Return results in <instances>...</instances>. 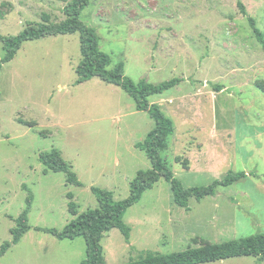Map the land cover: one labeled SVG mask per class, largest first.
Here are the masks:
<instances>
[{"label": "rangeland", "instance_id": "rangeland-1", "mask_svg": "<svg viewBox=\"0 0 264 264\" xmlns=\"http://www.w3.org/2000/svg\"><path fill=\"white\" fill-rule=\"evenodd\" d=\"M69 0H0V34L26 23L65 18ZM238 0H89L80 20L95 29L112 67L135 82L177 86L149 97L174 124L160 152L183 187L207 186L229 170L247 175L213 196L173 202L159 180L127 209L128 240L117 229L101 244L104 264L145 252L169 253L264 232V49ZM264 34V0H240ZM79 33L26 41L0 70V246L27 208L31 228L0 264H81L82 237L59 240L35 227L61 230L77 213L98 207L91 187L129 194L139 170L151 168L135 147L153 128L146 111L119 87L97 77L75 84ZM4 54L0 42V57ZM56 148L81 185L47 169L39 154ZM204 264H264L251 256Z\"/></svg>", "mask_w": 264, "mask_h": 264}, {"label": "trees", "instance_id": "trees-1", "mask_svg": "<svg viewBox=\"0 0 264 264\" xmlns=\"http://www.w3.org/2000/svg\"><path fill=\"white\" fill-rule=\"evenodd\" d=\"M88 4L89 0H69L63 7L65 18L60 21L29 22L15 35L0 34V42L4 49V54L0 57V70L4 63L14 58L26 41L78 32L80 60L74 69L76 74L75 84L97 77L106 83L115 85L134 100L137 110L146 111L154 121L153 128L147 133L144 140L135 144L136 148L145 153L150 161L151 168L139 170L135 174L130 181L127 197L122 200H114L111 191L92 186L91 191L97 199L98 207L77 213L74 203L68 202V209L75 217L64 225L61 230L35 227L36 230L49 233L59 240L82 237L86 249L81 264H104L101 244L103 235L111 229H117L128 240L130 227L124 222L123 216L127 209L138 202L142 194L152 188L159 178H164L170 184L173 202L179 207L188 209L190 198L201 200L213 196L216 193L217 186L231 185L235 181L246 177L247 174L244 171L234 172L229 170L222 178L214 180L207 186L183 187L160 155V152L167 148L169 136L175 131L173 121L163 113L157 103L149 102V97L177 86L184 78L174 77L159 83H149L145 80L135 82L124 74L122 62L110 67L112 59L109 54L100 49L99 37L95 29L80 20V13ZM237 6L240 13L246 18L256 40L264 49V34L256 26L255 19L247 13L240 0L237 1ZM38 158L47 169L63 172L67 183L81 185L77 175L62 158L58 149L52 148L49 151H43ZM26 201L27 208L19 214L15 219V226L10 229L11 239L3 242L0 246V256L12 245L17 244L22 235L31 228L27 216L28 209L32 204V194L30 192ZM243 256L255 257L259 262L264 260V232L239 239L188 247L181 251L169 253L148 251L136 259H130L121 264H204Z\"/></svg>", "mask_w": 264, "mask_h": 264}]
</instances>
